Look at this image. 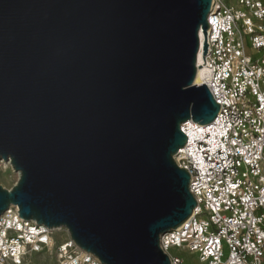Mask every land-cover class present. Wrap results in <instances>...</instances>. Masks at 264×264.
<instances>
[{
  "label": "water",
  "instance_id": "water-1",
  "mask_svg": "<svg viewBox=\"0 0 264 264\" xmlns=\"http://www.w3.org/2000/svg\"><path fill=\"white\" fill-rule=\"evenodd\" d=\"M212 0H0V215L65 228L101 264H169L159 238L195 200L180 127L210 125L196 86ZM205 51V46H204Z\"/></svg>",
  "mask_w": 264,
  "mask_h": 264
},
{
  "label": "built area",
  "instance_id": "built-area-1",
  "mask_svg": "<svg viewBox=\"0 0 264 264\" xmlns=\"http://www.w3.org/2000/svg\"><path fill=\"white\" fill-rule=\"evenodd\" d=\"M206 23L195 79L220 107L204 133L190 131L191 121L180 127L186 144L174 162L196 205L159 247L169 264H185L172 249L201 264H264V0H212ZM18 215L15 206L0 215V264H35L45 252L56 264H101L65 228Z\"/></svg>",
  "mask_w": 264,
  "mask_h": 264
},
{
  "label": "rangeland",
  "instance_id": "rangeland-1",
  "mask_svg": "<svg viewBox=\"0 0 264 264\" xmlns=\"http://www.w3.org/2000/svg\"><path fill=\"white\" fill-rule=\"evenodd\" d=\"M249 54V51H247ZM18 175L13 171L11 166H6L5 162L0 161V186L4 189H11L17 182ZM224 254H227L225 250ZM170 255L183 260L185 264H201L196 255H191L184 249H172ZM32 261L35 264H56L53 256L49 252L34 255Z\"/></svg>",
  "mask_w": 264,
  "mask_h": 264
},
{
  "label": "bare ground",
  "instance_id": "bare-ground-1",
  "mask_svg": "<svg viewBox=\"0 0 264 264\" xmlns=\"http://www.w3.org/2000/svg\"><path fill=\"white\" fill-rule=\"evenodd\" d=\"M200 37H201V35H200ZM199 62H200V57L198 56L197 63L199 64ZM194 82H195L194 84H195L196 86L199 85V78H196ZM208 126H209V125L202 126V125H198V124L192 123V124L189 125V129H190V131H193V130L196 129L195 132H199V133L202 134V133L205 132V130L208 128ZM195 132H193V134H194ZM5 165H6V166H10L9 162H5ZM16 174H17V173H16ZM17 175H18V174H17Z\"/></svg>",
  "mask_w": 264,
  "mask_h": 264
}]
</instances>
